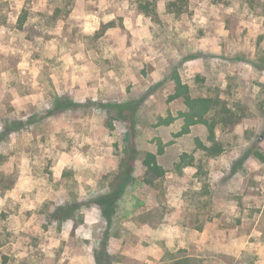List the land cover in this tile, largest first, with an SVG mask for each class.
<instances>
[{
	"label": "rangeland",
	"instance_id": "374dc122",
	"mask_svg": "<svg viewBox=\"0 0 264 264\" xmlns=\"http://www.w3.org/2000/svg\"><path fill=\"white\" fill-rule=\"evenodd\" d=\"M144 1L0 0V264L94 261V198L124 160L138 180L146 152L166 174L120 196L112 264H264V0H150L156 19ZM176 78L239 122L192 123ZM55 97L77 106L48 114ZM72 202L73 218L49 219Z\"/></svg>",
	"mask_w": 264,
	"mask_h": 264
},
{
	"label": "trees",
	"instance_id": "16d2710c",
	"mask_svg": "<svg viewBox=\"0 0 264 264\" xmlns=\"http://www.w3.org/2000/svg\"><path fill=\"white\" fill-rule=\"evenodd\" d=\"M169 6H174L169 4ZM138 12L144 16L156 19L157 14L155 11V2L146 0L144 2H139L137 5ZM25 20L24 14L19 18V26ZM261 54V63L264 65V52H258ZM176 92L173 97L184 96V102L188 108L187 116L193 120L192 123L204 122L208 126L209 134L213 135V125L205 121L203 118L206 114H213L216 116L217 122L223 125H231L238 123L241 118L238 114V107H227L224 101H221L218 98H191L186 91L185 85L180 83L178 78L175 79ZM77 105L69 99H62L60 97H55L52 102V108L48 110V114L63 112L67 109L76 107ZM124 105L117 106V112L121 113L124 110ZM133 112V111H132ZM5 128L10 130H17V124L20 122H4ZM1 135V134H0ZM209 156H217L221 153L220 146L214 145L210 148H206ZM257 158L263 159L258 153H255ZM141 165L143 167V174L138 177L140 183L144 185L153 186L156 182L162 180L166 174V170L158 162L155 154L146 152L143 153L141 159ZM124 168V169H123ZM130 166L127 161H122L121 170L115 176V180L109 186L110 191L98 195L94 198V204H96L100 211L101 216L104 219L107 229L104 233V239L100 242V247L98 250L93 252L95 264H112L115 261V258L108 254L106 251V242L109 237H118L117 231L111 232L112 224L114 223V215L117 208V202L120 199V196L123 194L125 188H127L132 181L135 182L137 179H133L129 175ZM3 176V175H2ZM2 178H5L4 176ZM137 180V181H138ZM12 181V180H11ZM12 184V182H11ZM10 186L2 187L3 190H8ZM79 204L77 202L67 203L64 206H56L52 213L48 216L49 219H52L56 222H62L66 219L73 218L74 211L78 209ZM243 262V260H242ZM164 264H202L201 259L190 258V257H180L175 258L171 257L164 260Z\"/></svg>",
	"mask_w": 264,
	"mask_h": 264
},
{
	"label": "crops",
	"instance_id": "0c3cea01",
	"mask_svg": "<svg viewBox=\"0 0 264 264\" xmlns=\"http://www.w3.org/2000/svg\"><path fill=\"white\" fill-rule=\"evenodd\" d=\"M51 241V240H50ZM13 246H15L16 245V243L15 244H12ZM53 246H56V244L54 245V242L53 243H51L50 242V244H48V245H46V246H44L45 248H53ZM30 248H32V247H30ZM35 249V248H34ZM80 264H94V261H93V259H90V258H86V259H81L80 261H78ZM48 264H58V262H50V263H48ZM60 264H62V263H60Z\"/></svg>",
	"mask_w": 264,
	"mask_h": 264
}]
</instances>
